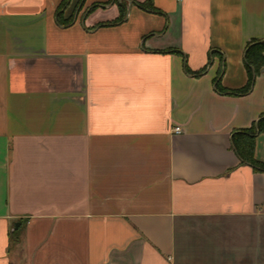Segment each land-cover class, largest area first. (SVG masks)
Masks as SVG:
<instances>
[{"label":"crops","instance_id":"crops-1","mask_svg":"<svg viewBox=\"0 0 264 264\" xmlns=\"http://www.w3.org/2000/svg\"><path fill=\"white\" fill-rule=\"evenodd\" d=\"M63 1L0 0V264L262 252L264 172L232 136L264 120V69L235 94L264 0H67V26Z\"/></svg>","mask_w":264,"mask_h":264},{"label":"trees","instance_id":"trees-1","mask_svg":"<svg viewBox=\"0 0 264 264\" xmlns=\"http://www.w3.org/2000/svg\"><path fill=\"white\" fill-rule=\"evenodd\" d=\"M67 0H64L62 5L59 7L57 11V22L61 25L67 26V23H61V9L65 6ZM114 2H116L114 0ZM141 8L145 10H149L153 13H158L151 4V0H147L146 3L140 5ZM119 8V17L114 22V24L120 23L124 17V6L118 5ZM264 42L253 41L250 42L244 52V61L248 74L247 84L240 90L236 91V96H243L251 92L253 87V82L255 76H257L261 69H264ZM216 90L222 93V89L218 87V83H216ZM264 120H259L248 130L240 131L236 133V135L232 136V148L236 152L237 156L240 158L242 163L250 165L254 171H263L264 165L255 161L253 158V150H254V142L253 136L256 132L264 131ZM9 240L11 245H15L18 243V237L16 235V231H13L9 234Z\"/></svg>","mask_w":264,"mask_h":264},{"label":"rangeland","instance_id":"rangeland-1","mask_svg":"<svg viewBox=\"0 0 264 264\" xmlns=\"http://www.w3.org/2000/svg\"><path fill=\"white\" fill-rule=\"evenodd\" d=\"M257 253V254H256ZM256 253L249 252L248 250L244 252V255L242 257V260L244 261L243 263L245 264H264V250L262 249V252L257 251ZM251 254V255H249ZM237 259H236V263H237Z\"/></svg>","mask_w":264,"mask_h":264},{"label":"built area","instance_id":"built-area-1","mask_svg":"<svg viewBox=\"0 0 264 264\" xmlns=\"http://www.w3.org/2000/svg\"><path fill=\"white\" fill-rule=\"evenodd\" d=\"M178 1H180V0H178ZM173 133H174V134H180V133H181V129H180L179 127H175V128L173 129Z\"/></svg>","mask_w":264,"mask_h":264},{"label":"water","instance_id":"water-1","mask_svg":"<svg viewBox=\"0 0 264 264\" xmlns=\"http://www.w3.org/2000/svg\"><path fill=\"white\" fill-rule=\"evenodd\" d=\"M18 227H19V224L15 225V227H14V228H15V229H17Z\"/></svg>","mask_w":264,"mask_h":264}]
</instances>
